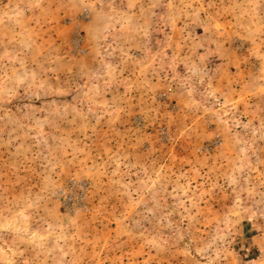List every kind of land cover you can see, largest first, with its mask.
I'll return each mask as SVG.
<instances>
[{
    "label": "rangeland",
    "instance_id": "1",
    "mask_svg": "<svg viewBox=\"0 0 264 264\" xmlns=\"http://www.w3.org/2000/svg\"><path fill=\"white\" fill-rule=\"evenodd\" d=\"M0 264H264V0H0Z\"/></svg>",
    "mask_w": 264,
    "mask_h": 264
},
{
    "label": "built area",
    "instance_id": "2",
    "mask_svg": "<svg viewBox=\"0 0 264 264\" xmlns=\"http://www.w3.org/2000/svg\"><path fill=\"white\" fill-rule=\"evenodd\" d=\"M80 16L85 22H91L93 19V15L88 8L84 9ZM79 27L80 25L77 23L73 45L78 52L85 53L86 49L82 46L83 40L79 33ZM87 189L88 184L85 181H73L62 187L59 195L67 209H76V207H81L85 202L87 198Z\"/></svg>",
    "mask_w": 264,
    "mask_h": 264
},
{
    "label": "crops",
    "instance_id": "3",
    "mask_svg": "<svg viewBox=\"0 0 264 264\" xmlns=\"http://www.w3.org/2000/svg\"><path fill=\"white\" fill-rule=\"evenodd\" d=\"M93 20H94V17H93L92 21H93ZM92 21H91V22H92Z\"/></svg>",
    "mask_w": 264,
    "mask_h": 264
}]
</instances>
